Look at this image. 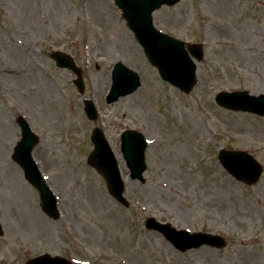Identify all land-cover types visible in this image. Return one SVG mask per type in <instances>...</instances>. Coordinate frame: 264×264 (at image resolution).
<instances>
[{
    "label": "rangeland",
    "instance_id": "obj_1",
    "mask_svg": "<svg viewBox=\"0 0 264 264\" xmlns=\"http://www.w3.org/2000/svg\"><path fill=\"white\" fill-rule=\"evenodd\" d=\"M153 21L186 43H203L191 92L160 78L114 0H0V264L44 252L73 264H264V170L249 185L217 159L219 148L244 149L264 167V117L214 99L222 90L264 93V0H181L161 6ZM55 50L82 69L83 93L72 72L55 65ZM119 60L139 73L140 85L108 104ZM85 98L96 103V122L84 113ZM19 114L39 136L33 158L57 196L56 219L10 157ZM96 124L120 159L128 206L86 162ZM128 128L148 140L143 180L130 179L121 155ZM149 216L218 233L226 245L180 252L144 228Z\"/></svg>",
    "mask_w": 264,
    "mask_h": 264
},
{
    "label": "water",
    "instance_id": "obj_2",
    "mask_svg": "<svg viewBox=\"0 0 264 264\" xmlns=\"http://www.w3.org/2000/svg\"><path fill=\"white\" fill-rule=\"evenodd\" d=\"M116 1L122 7L128 25L133 29L137 39L144 46L150 61L158 67L161 76L182 90L189 91L195 82V64L184 49L183 42L158 32L151 22V11L154 8L158 7L161 3H172L175 0ZM189 48L200 59L201 51L198 48L194 49L192 46ZM69 67L75 69L72 61H69ZM75 70L77 71V69ZM123 73L128 74V76H124ZM133 76V72L127 70L120 63L116 64L113 71V86L107 100L111 101L119 95H124L135 89L138 81ZM130 79L133 81L130 82ZM216 100L219 104L231 109L248 110L264 115L263 94L254 96L250 95L247 91L219 92ZM85 103V111L88 117L94 118L95 111L92 105L88 101H85ZM18 123L21 127L23 138L14 149L12 157L23 168L25 177L39 189L43 209L50 215L55 216V198L43 182L31 157V149L35 145L37 138L31 132L27 122L19 118ZM93 140L95 149L88 157L89 163L101 172L106 180L110 194L123 204H127L125 198L122 196L124 185L119 177L116 163L101 133L97 129L93 131ZM144 148L145 143L142 137H137L133 131H128L124 134L122 152L130 168L132 178H142L141 173L146 167L143 154ZM218 158L223 166L237 179L253 183L260 175V165L244 151L221 149L218 153ZM145 225L147 228L163 232L176 247L182 250L197 247L201 244L219 247L224 243L222 238L215 235L200 232L190 234L186 231H176L170 227V224L161 223L152 217L146 220ZM1 233L2 230L0 229ZM52 261L58 260L50 257L48 254H44L28 260L26 264H51Z\"/></svg>",
    "mask_w": 264,
    "mask_h": 264
},
{
    "label": "bare ground",
    "instance_id": "obj_3",
    "mask_svg": "<svg viewBox=\"0 0 264 264\" xmlns=\"http://www.w3.org/2000/svg\"><path fill=\"white\" fill-rule=\"evenodd\" d=\"M11 46V45H10ZM13 48V47H12ZM13 49H17V48H13ZM20 71H22V69H20V68H18ZM23 73H21V75H22ZM36 74H38L37 72H36ZM6 130V133H7V130H8V132H9V129L8 128H6L5 129ZM36 217H38V215L36 214Z\"/></svg>",
    "mask_w": 264,
    "mask_h": 264
}]
</instances>
